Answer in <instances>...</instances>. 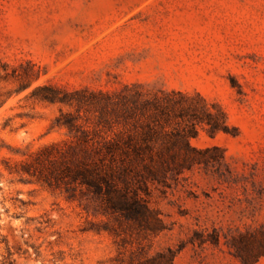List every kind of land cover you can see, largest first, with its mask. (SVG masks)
<instances>
[{"label": "rangeland", "instance_id": "obj_1", "mask_svg": "<svg viewBox=\"0 0 264 264\" xmlns=\"http://www.w3.org/2000/svg\"><path fill=\"white\" fill-rule=\"evenodd\" d=\"M126 88L199 96L224 127L190 141L211 150L207 166L150 184L156 233L31 168L72 142L62 114L92 131L79 100ZM263 234L264 0H0V264H139L168 249L172 264H244Z\"/></svg>", "mask_w": 264, "mask_h": 264}, {"label": "trees", "instance_id": "obj_2", "mask_svg": "<svg viewBox=\"0 0 264 264\" xmlns=\"http://www.w3.org/2000/svg\"><path fill=\"white\" fill-rule=\"evenodd\" d=\"M44 91L50 101L65 102L69 96L64 93L62 97L59 90L50 87ZM84 97L79 106L95 109V129L80 125L73 114H62L58 123L69 130L72 142L55 159L50 157L52 150L46 149L50 154L46 168H31L50 187L64 185L67 192L86 189L102 212L121 227L161 231L163 221L148 201L150 184L177 181L194 166L209 164L211 150H199L190 141L198 135L199 125L207 124L212 133L222 130L219 114H213L201 97L176 91L148 95L126 88L113 95L101 92ZM263 254L264 234L261 253L252 257L254 261L242 254L240 257L244 264H252ZM174 257L175 251L168 249L139 264H172Z\"/></svg>", "mask_w": 264, "mask_h": 264}]
</instances>
